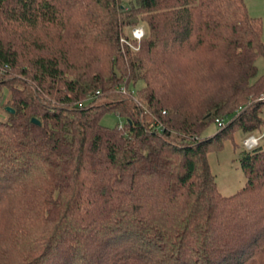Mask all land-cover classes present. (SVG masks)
<instances>
[{
  "label": "trees",
  "instance_id": "obj_1",
  "mask_svg": "<svg viewBox=\"0 0 264 264\" xmlns=\"http://www.w3.org/2000/svg\"><path fill=\"white\" fill-rule=\"evenodd\" d=\"M263 31L246 0H0V264H264V144L230 195L207 157L263 134Z\"/></svg>",
  "mask_w": 264,
  "mask_h": 264
},
{
  "label": "rangeland",
  "instance_id": "obj_2",
  "mask_svg": "<svg viewBox=\"0 0 264 264\" xmlns=\"http://www.w3.org/2000/svg\"><path fill=\"white\" fill-rule=\"evenodd\" d=\"M126 7L136 5V0H123ZM249 13L252 17L260 18L263 21L264 30V0H246ZM143 27L147 30L146 25L137 26ZM136 28V27H134ZM134 28L127 27L126 33L132 36ZM264 41V31H263ZM259 69L258 77L264 74V58L259 57L257 60ZM144 86L143 82H139L137 86H132V89L138 91ZM9 96L7 88L0 86V117L5 119L7 114L5 109L1 108L2 101L6 100ZM260 101H264V94L260 95ZM101 123L110 128H116L120 124L125 123V119L115 112H108L101 118ZM218 125L212 123L210 127L203 133V137L214 136L218 133ZM263 134H253L254 136L261 137L258 144H264V129ZM246 135L242 130L235 132L233 137H227L223 141V145H212L207 153L208 161L212 172L215 174L219 190L225 195H230L237 192L247 181V175L242 167L241 158L244 150L253 149L248 148L245 144Z\"/></svg>",
  "mask_w": 264,
  "mask_h": 264
},
{
  "label": "built area",
  "instance_id": "obj_3",
  "mask_svg": "<svg viewBox=\"0 0 264 264\" xmlns=\"http://www.w3.org/2000/svg\"><path fill=\"white\" fill-rule=\"evenodd\" d=\"M145 35V30L143 27H136L132 30V37L137 40H141ZM97 94H100V92H97ZM82 105V104H80ZM219 126L223 125V122L218 121ZM259 140H261V137L250 135L246 138L245 144L248 146V148H254L258 145Z\"/></svg>",
  "mask_w": 264,
  "mask_h": 264
},
{
  "label": "water",
  "instance_id": "obj_4",
  "mask_svg": "<svg viewBox=\"0 0 264 264\" xmlns=\"http://www.w3.org/2000/svg\"><path fill=\"white\" fill-rule=\"evenodd\" d=\"M9 111L14 112L10 107L7 108ZM33 122L40 124L41 122L37 118H33Z\"/></svg>",
  "mask_w": 264,
  "mask_h": 264
}]
</instances>
